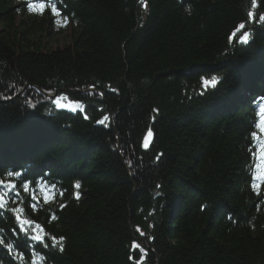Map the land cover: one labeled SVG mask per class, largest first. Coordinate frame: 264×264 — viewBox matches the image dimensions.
<instances>
[{
    "label": "trees",
    "instance_id": "trees-1",
    "mask_svg": "<svg viewBox=\"0 0 264 264\" xmlns=\"http://www.w3.org/2000/svg\"><path fill=\"white\" fill-rule=\"evenodd\" d=\"M261 17L264 0H0V264H264Z\"/></svg>",
    "mask_w": 264,
    "mask_h": 264
},
{
    "label": "rangeland",
    "instance_id": "rangeland-1",
    "mask_svg": "<svg viewBox=\"0 0 264 264\" xmlns=\"http://www.w3.org/2000/svg\"><path fill=\"white\" fill-rule=\"evenodd\" d=\"M28 11L34 15H40L42 6L40 4H34L33 1H29L26 4ZM68 30V24L58 18L55 19V27L51 31L50 37L46 40L49 46H55L62 44L66 40ZM258 126L260 128L259 134V152L256 153V179L257 183L264 179V158L261 157V151L264 150V106L259 108L258 114Z\"/></svg>",
    "mask_w": 264,
    "mask_h": 264
},
{
    "label": "snow or ice",
    "instance_id": "snow-or-ice-1",
    "mask_svg": "<svg viewBox=\"0 0 264 264\" xmlns=\"http://www.w3.org/2000/svg\"><path fill=\"white\" fill-rule=\"evenodd\" d=\"M54 11H55V9H54ZM261 19H264V17H261ZM241 27H242V26H241ZM105 119H107V117H105ZM148 135H149V136L152 135V133H151L150 130H149ZM253 135H255V133H253ZM145 146H147V145H145ZM261 157L264 158V150L261 151ZM9 175L11 176L12 173L9 172ZM0 185H2V186H4V187H7V188H9V189H12V188L15 187V185H12V184H7V185H5L3 181H0ZM76 187H79V185L77 184ZM78 195H79V194H77V198H78ZM4 203H5V201H4V196H3V194H0V208L3 207ZM61 239H62V238H61ZM61 250H63V247H62V246H61Z\"/></svg>",
    "mask_w": 264,
    "mask_h": 264
},
{
    "label": "water",
    "instance_id": "water-1",
    "mask_svg": "<svg viewBox=\"0 0 264 264\" xmlns=\"http://www.w3.org/2000/svg\"><path fill=\"white\" fill-rule=\"evenodd\" d=\"M66 91H72V92H74V90H69V89H67ZM51 96H53V94H51ZM140 242L142 241V239H138Z\"/></svg>",
    "mask_w": 264,
    "mask_h": 264
},
{
    "label": "bare ground",
    "instance_id": "bare-ground-1",
    "mask_svg": "<svg viewBox=\"0 0 264 264\" xmlns=\"http://www.w3.org/2000/svg\"><path fill=\"white\" fill-rule=\"evenodd\" d=\"M54 95V94H53Z\"/></svg>",
    "mask_w": 264,
    "mask_h": 264
}]
</instances>
